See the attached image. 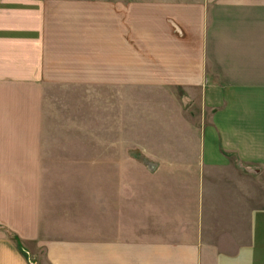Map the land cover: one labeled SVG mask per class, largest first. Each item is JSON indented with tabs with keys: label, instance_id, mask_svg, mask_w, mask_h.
<instances>
[{
	"label": "crops",
	"instance_id": "crops-1",
	"mask_svg": "<svg viewBox=\"0 0 264 264\" xmlns=\"http://www.w3.org/2000/svg\"><path fill=\"white\" fill-rule=\"evenodd\" d=\"M58 91L71 121L48 126ZM176 91L198 100L199 155L184 158L198 183L168 217L152 205L143 233L125 172H108L96 215L79 135L95 99L124 146L128 99ZM245 177L261 180L258 206L253 184L206 182ZM0 264H264V0H0Z\"/></svg>",
	"mask_w": 264,
	"mask_h": 264
},
{
	"label": "rangeland",
	"instance_id": "rangeland-1",
	"mask_svg": "<svg viewBox=\"0 0 264 264\" xmlns=\"http://www.w3.org/2000/svg\"><path fill=\"white\" fill-rule=\"evenodd\" d=\"M143 94L142 98L128 99L126 130L121 131V143H125L124 146L113 145L112 140L118 138V132L108 130L109 126L104 122L105 118L98 99H95L94 115L89 116V120L93 118V121L88 126L93 130L88 133L79 132V135L89 138V141L92 138L94 142L92 148H80V150L85 152L89 150V156L91 151L94 153L93 163L89 162V166L85 164L84 170L94 173L95 214L101 215L102 190L105 183L108 182L106 178L108 172H125L128 202L134 201L136 198L143 204L144 226L142 231L150 233L151 206H160L161 209L162 205L166 206L167 203H180L182 202L183 189L190 182L198 183V179L190 180L188 173L197 174L201 170V166L197 161L194 163L184 162V158L189 156L197 158L199 155L197 142L200 137L198 130L200 109L198 103H195L198 100L185 101L181 97L182 91L171 93V97L164 92L160 94L159 98L154 99H151L148 93ZM174 94L176 98L172 96ZM68 97L70 96H66V94H63L62 97V93L58 91L57 98L48 100V126L71 121L72 109L68 107L71 100H68ZM49 103L51 104L49 105ZM85 111L84 107L82 113H79L80 115L75 114L76 117L79 116V118L75 117V122H85L87 117ZM174 120H176L175 123H173ZM184 121H190L189 126L185 127H190V130H184ZM175 125L176 128H173L172 126ZM190 142L195 145H188ZM84 155L86 156V154ZM79 165L82 170L84 164ZM70 168L74 169L73 164ZM234 181L211 178L206 182L212 188L222 187L225 189L231 186L245 188L246 184H253L252 180L246 177L238 179L237 183H233ZM253 185L254 201L258 206L263 197L261 180H255ZM238 193L237 197L240 202L242 199L246 200L245 192L240 190ZM217 198L227 201V198L231 197L229 194L225 196L220 194ZM161 210L157 212L160 217H168L170 213H173L167 211L165 207ZM157 213L155 212V214ZM100 221L96 220V233L101 232ZM81 229L85 231L86 228ZM219 229L212 226L209 228V235H215ZM242 229L240 228V232ZM24 253L30 257L29 251L24 250Z\"/></svg>",
	"mask_w": 264,
	"mask_h": 264
}]
</instances>
